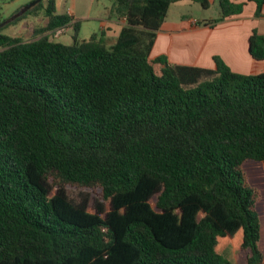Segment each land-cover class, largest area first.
I'll return each mask as SVG.
<instances>
[{
	"label": "trees",
	"instance_id": "obj_1",
	"mask_svg": "<svg viewBox=\"0 0 264 264\" xmlns=\"http://www.w3.org/2000/svg\"><path fill=\"white\" fill-rule=\"evenodd\" d=\"M179 1L112 0L108 16L125 26L111 45L102 29L81 39L56 0L0 28V264H232L229 243L264 264L243 168L264 165V71L151 58ZM247 2L260 16L264 0H217L206 22ZM39 12L28 38L3 32ZM63 27L70 44L50 36ZM248 46L264 59L255 29Z\"/></svg>",
	"mask_w": 264,
	"mask_h": 264
},
{
	"label": "crops",
	"instance_id": "obj_2",
	"mask_svg": "<svg viewBox=\"0 0 264 264\" xmlns=\"http://www.w3.org/2000/svg\"><path fill=\"white\" fill-rule=\"evenodd\" d=\"M29 1L19 3L6 17L12 15L16 9ZM96 1L98 0H78L76 4V0H70L66 13L71 15L73 20L87 21L91 18L89 15L92 9L91 6ZM108 1L110 3L104 7L103 11L98 10L99 15L102 16L103 14L104 18L99 17L97 19L99 20V30H104L106 38L115 42L121 28L125 26V20L124 18H111L108 16L112 0ZM81 2L87 3V6H80ZM193 4L189 0L173 3L178 8L193 7ZM170 7L161 27L155 31L150 52L151 58L166 55L170 63L213 68L212 57L218 55L234 72L251 74L264 71V59H254L248 48L249 36L253 29L264 36V8L260 16H255V4L247 2L240 14L228 17L214 26H210L206 22L207 18L194 17L192 12H181L176 18L170 19ZM41 23L43 25L45 20H42L41 15H38V13L28 15L12 25L10 35L19 36L23 31H31L32 33L34 27ZM82 24H80V30ZM71 28H68L70 39L72 35ZM55 41L59 40L55 39Z\"/></svg>",
	"mask_w": 264,
	"mask_h": 264
},
{
	"label": "rangeland",
	"instance_id": "obj_3",
	"mask_svg": "<svg viewBox=\"0 0 264 264\" xmlns=\"http://www.w3.org/2000/svg\"><path fill=\"white\" fill-rule=\"evenodd\" d=\"M28 0H0V18H5L8 13L19 5V3H24ZM76 0V4H77ZM82 1V0H81ZM110 1L108 0H98L91 6V10L89 12V15L91 16L90 19L87 21L81 20L82 28L79 32V37L81 39H88L91 33L97 32L99 30V20L97 18L101 17L104 18L103 14L102 16L99 15L98 10L103 11L105 6H108ZM70 0H56V9L59 13H65L67 12V8L69 7ZM87 6V3H80V6ZM181 12H192L194 17L202 19L203 17L210 19V18H216L219 16V9L217 5V0H210V6L207 9L201 8V6L197 3L193 4V7L185 6L182 8H178L177 6H174L173 4L170 7L169 10V18H176L179 13ZM38 15H41L42 20L43 14L42 12H39ZM11 16V15H10ZM9 17V16H8ZM7 17V18H8ZM16 24V23H15ZM14 25V24H12ZM12 25L7 26L3 29V32L6 34H11ZM42 25V23L40 24ZM69 27H63L58 30H55L50 35L52 39H57L60 42H65L66 44L71 43L69 32ZM71 31L73 32L72 28ZM20 37L28 38L31 36V31H23L21 34H19ZM106 42L108 45L113 44L114 42L110 39L106 38ZM244 171L247 175V178L252 186H254L258 193H259V199L256 203V210L260 215L261 224H262V237H261V248L264 253V165L258 162L254 161H247L243 165ZM98 190L92 191V196L97 197L98 196ZM222 254L227 257L232 264H245V258H246V251H241L234 247L232 243L227 244L223 250Z\"/></svg>",
	"mask_w": 264,
	"mask_h": 264
},
{
	"label": "water",
	"instance_id": "obj_4",
	"mask_svg": "<svg viewBox=\"0 0 264 264\" xmlns=\"http://www.w3.org/2000/svg\"><path fill=\"white\" fill-rule=\"evenodd\" d=\"M41 0H30L29 2H27L26 4H24L23 6H21L17 12L13 13L11 16H9L8 18L2 20L0 22V28L2 26H4L5 24L9 23L10 21H12L13 19H15L16 17L22 15L24 12H26L28 9L34 7L38 2H40Z\"/></svg>",
	"mask_w": 264,
	"mask_h": 264
}]
</instances>
